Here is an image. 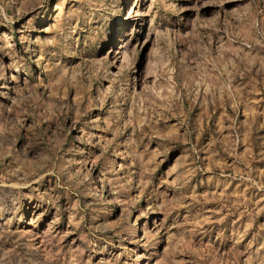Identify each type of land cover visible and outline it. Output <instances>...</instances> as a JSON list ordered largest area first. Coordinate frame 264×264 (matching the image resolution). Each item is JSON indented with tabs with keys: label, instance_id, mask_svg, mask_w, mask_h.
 <instances>
[{
	"label": "rangeland",
	"instance_id": "374dc122",
	"mask_svg": "<svg viewBox=\"0 0 264 264\" xmlns=\"http://www.w3.org/2000/svg\"><path fill=\"white\" fill-rule=\"evenodd\" d=\"M0 264H264V0H0Z\"/></svg>",
	"mask_w": 264,
	"mask_h": 264
}]
</instances>
